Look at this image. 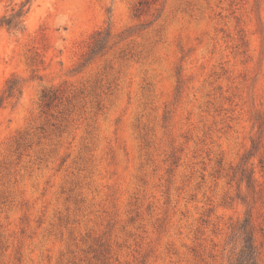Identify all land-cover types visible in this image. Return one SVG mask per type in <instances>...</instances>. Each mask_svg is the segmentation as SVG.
<instances>
[{
  "label": "rangeland",
  "instance_id": "obj_1",
  "mask_svg": "<svg viewBox=\"0 0 264 264\" xmlns=\"http://www.w3.org/2000/svg\"><path fill=\"white\" fill-rule=\"evenodd\" d=\"M27 8L0 27V264H251L247 236L264 264V0Z\"/></svg>",
  "mask_w": 264,
  "mask_h": 264
},
{
  "label": "trees",
  "instance_id": "obj_2",
  "mask_svg": "<svg viewBox=\"0 0 264 264\" xmlns=\"http://www.w3.org/2000/svg\"><path fill=\"white\" fill-rule=\"evenodd\" d=\"M31 0H25L21 4V8L14 13L11 16H4L0 19V27L1 26H7L10 30H23L25 29V24L22 19L23 16H25L29 8L25 9L27 5H29ZM10 93H13L16 90H20L18 81L15 79L8 80V89ZM246 244L243 247V254H246L248 256V260L251 264H256L257 256H256V248L254 246V242L251 236H247L245 240Z\"/></svg>",
  "mask_w": 264,
  "mask_h": 264
}]
</instances>
